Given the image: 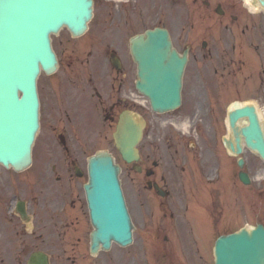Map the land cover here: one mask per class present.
Masks as SVG:
<instances>
[{
    "label": "water",
    "instance_id": "water-1",
    "mask_svg": "<svg viewBox=\"0 0 264 264\" xmlns=\"http://www.w3.org/2000/svg\"><path fill=\"white\" fill-rule=\"evenodd\" d=\"M90 16L91 0H0V145L11 153L26 149L15 160L6 157L2 161L5 165L11 163L15 168H23L29 163L30 145L35 135L33 130L38 127L35 121L37 103L31 101L33 84L35 86L40 67L47 73L55 68L48 34L44 36V46L35 48L34 44L41 39L44 28L56 33L65 25L73 34H81ZM45 47L47 54H40L45 52ZM131 51L138 67L136 87L149 97L152 107L165 110L177 105L186 56L185 53L180 56L172 48L167 31L155 28L133 37ZM44 56L48 61L41 59ZM8 69L13 80L7 82ZM17 72L21 74L17 75ZM17 87L24 93L21 101L16 100L14 92ZM239 112L247 114L249 121L240 130L235 125ZM230 125L236 136L237 152L240 151L241 133L246 145L264 159V133L254 107L232 112ZM140 134L141 123L128 112H123L113 136L126 161L137 157L135 145ZM117 174L118 167L108 153H98L89 159L90 178L85 190L94 226L92 253L97 251L99 244L108 248L111 240L124 245L131 241V224L119 192ZM240 176L247 181L245 174ZM215 264H264L263 226L257 225L250 230L242 228L220 237L215 246Z\"/></svg>",
    "mask_w": 264,
    "mask_h": 264
},
{
    "label": "rangeland",
    "instance_id": "rangeland-1",
    "mask_svg": "<svg viewBox=\"0 0 264 264\" xmlns=\"http://www.w3.org/2000/svg\"><path fill=\"white\" fill-rule=\"evenodd\" d=\"M103 1L106 0H95L94 17L92 18L89 24V29L85 34L80 37L72 38L67 30L64 29L59 35L52 36L53 48L58 55L60 65L56 73L51 76L41 74L38 80L40 99L44 106L41 108L40 131L33 146V159L35 162L34 166L25 174L27 176L35 175L38 165L39 168L43 170V167L41 168L43 160L51 159L54 154L61 150L57 143L58 139L55 141L51 140V133L54 132L51 131V84L52 87L54 86L55 91L58 92L60 87L63 88L59 81L62 79L63 75L67 76V73L69 72L66 71L73 69L75 74L80 75L79 80L76 82L78 83L77 87L80 86V81H82L83 90H86L84 87V81L89 79V77H92L94 84L97 85L101 91H103V85L109 86L111 84L115 87V93L118 92L119 95H121L120 97H124V94H127L129 89H132L135 79V65L128 56L127 46V40L132 33L160 24L169 28L173 40L179 49L184 48L188 43L191 45L192 52L186 68L184 81V99H197L199 95L198 92L201 91L200 87L194 84L193 70L196 67H204V70H207L211 69L213 66H218L217 58L221 61L220 63L222 65H226L229 60L227 48H230L232 37L230 29L224 30L222 25L225 22H221L218 18L208 15V11L202 6H200L198 11L197 4H194L190 0H183L180 6L182 10H180V8L176 9V6L169 7V5H167V8L165 9L166 12L162 11L163 0H137L134 3L136 4V7L134 8L130 7L129 1L120 2L118 5H114L115 3H112L110 0L111 5L108 6L105 5ZM165 13H167L166 17ZM198 13L199 18L195 17ZM163 14L164 17H162ZM215 26L220 28L222 36L220 35L219 37V35L212 32L211 35H209L207 30ZM199 29L205 32L202 34ZM237 30H240L239 26L237 27ZM223 36H229V41L227 40L228 37L225 40ZM201 39H207L211 43V47L220 49L219 56H209L206 57L205 60L199 59L197 61L198 50L202 48L200 45ZM237 41L238 43L236 44V47L238 48V51H240H236V53L242 51L249 57L245 64L247 70L242 72V74L246 73L249 75L247 83L244 82L241 77H236L235 79H222L219 74H216L215 77L213 76L214 83H210L209 89L212 91H210L209 94L215 95V93H217L216 88L220 85L224 86L223 83L232 84L233 82H238L239 85L245 87L240 88L237 91V94L229 96L224 95V99H240L254 102L257 107L263 111L264 64L262 65L260 61H256L255 53L246 45L247 42L249 43L251 41L256 44L258 40L251 38L246 39L245 36H242ZM240 43H243L244 45L240 46ZM111 51H115L123 60V71L121 74H128L130 78L129 83H127L122 89L118 88L119 82L117 74H115L108 61V56ZM260 58H262V56ZM114 95L112 99H114ZM85 98L87 103L89 102L90 104H88L87 109L92 108L88 110L87 113L89 116L84 120L88 128V131L86 132L87 135L84 138L79 137L76 134V130H78L76 126H74V128L71 126V142L77 144L80 148L78 149L79 160L85 161L86 158L97 149L110 150L116 157L117 162L121 165L122 171L120 173V179L127 197L129 198L130 196L131 198L129 164L122 161L120 155L113 146L111 132L114 130V120L103 119L104 117L101 116L99 110L94 107L93 98H88V96H85ZM80 100L84 101L83 99ZM144 108L145 107H141V109H138L137 111L139 112L141 110L142 112H146L148 109ZM60 119L64 124V118ZM55 124L59 126L60 121L55 122ZM67 127L69 129V123L67 124ZM79 133L82 132L79 131ZM49 153H51V156H48ZM247 161L248 172L253 177L256 176L258 171H264V163H262V161L250 151H248L247 154ZM2 172L3 177L5 178L16 177L10 171L7 173L2 170ZM17 178H19V176H17ZM83 180L84 179H81V181ZM257 185L258 180H254L250 186H241V191L245 192L246 199L244 200L242 198L239 200L234 208H237L238 205H243L245 201L247 202L246 210L244 209L245 213H241L243 214L241 217L238 216L237 224L239 225H244L245 223L248 225H254L258 222L264 223V191L258 192ZM230 210L232 213L236 211L233 208H230ZM242 216L244 217L242 218ZM82 220L85 224L84 231L86 230L85 232L88 233L91 230L88 217L82 216ZM135 224L138 228L134 233L135 244L133 247L128 246L123 249L122 247L113 244L109 251H101L98 255L91 256L87 250L88 240L86 239L85 241L82 239L80 246L73 247L68 245L64 247L61 242L58 244L54 240L51 241V248H49V250L54 260L64 261L61 264H129L133 260V252H135V256L138 257V246L141 245V240L147 239L146 236H142L140 230L141 225L136 218ZM205 234L208 235L205 236L203 240L200 239L198 247L199 259H197L196 256L191 258L193 259V262H195L193 264H212L213 262L212 243L213 237L216 234L215 232H213V235L212 232ZM184 264L190 263L185 260Z\"/></svg>",
    "mask_w": 264,
    "mask_h": 264
},
{
    "label": "flooded vegetation",
    "instance_id": "flooded-vegetation-1",
    "mask_svg": "<svg viewBox=\"0 0 264 264\" xmlns=\"http://www.w3.org/2000/svg\"><path fill=\"white\" fill-rule=\"evenodd\" d=\"M216 5L221 7L222 17L233 20L232 24L239 21V17L235 15L236 2L239 0H213ZM209 7L211 0L203 1ZM242 18V17H241ZM254 19V17H250ZM262 25L263 18L255 19ZM255 21L251 22L253 24ZM228 27V25H226ZM208 55L211 54L212 48H206ZM217 72V69H214ZM231 73V72H229ZM196 78L203 80L204 74L201 71L195 73ZM223 99H191L188 103H183L182 108L177 112L178 117L181 114L184 116H196L197 118H213L217 120L219 114L223 112L221 109V101ZM114 105L110 108L113 109ZM195 122L196 134L201 139V144H186L183 141L187 140L179 134H175L173 130L167 129L163 134L153 136L152 130L146 135L145 142L140 150L139 170H135L130 181L133 185V190L137 196L142 195L144 201H141L140 206L149 207L148 200L153 199L155 207L160 211L162 217L160 221H166L163 229H156L162 232L163 242L166 247L167 256L172 258L175 255V247L182 242L181 231L192 232L197 224V212L195 209L190 211L187 217L186 211L190 205L198 203L199 199H207L209 197V205L215 206V193L226 192L230 187V160L226 157L225 147L218 143H206L204 131L202 127ZM215 133L217 129H212ZM65 143V139H64ZM66 145V144H65ZM208 153V154H207ZM75 161L68 160L66 164H51V178L56 179L58 184H55L56 189L60 191L59 201L54 205L50 201H44L41 197L36 200L37 205L52 206V212H55L58 219H61L66 211L70 208L77 212L83 207L82 193L78 184L79 177L74 175L73 164ZM209 182L210 187L203 184ZM209 180V181H208ZM155 185L160 189H155ZM47 187L39 185L36 191L45 190ZM51 188H54L51 183ZM200 188L204 192H200ZM138 190V191H135ZM145 190V191H141ZM160 193V194H159ZM205 195V196H203ZM208 196V197H207ZM34 205V204H33ZM51 216V208H48ZM156 213V212H155ZM195 213L196 216L193 217ZM38 223H33L31 227L23 222L21 217L17 216V222L6 223L7 219L0 217V263L5 262L6 246L18 245L17 253L12 252L11 259L15 262H22L27 254L31 251L29 248L40 246L39 240L46 245H51V223L47 222L45 216L39 213H32ZM154 216V210L145 215V221H150ZM185 219V220H184ZM4 221V222H3ZM79 223L76 216H65V222L62 224L54 223L53 227L78 226ZM150 227L152 225H149ZM161 235L158 234L157 238ZM28 248V250H24ZM166 256V253H164ZM173 261V260H171ZM173 264V263H172Z\"/></svg>",
    "mask_w": 264,
    "mask_h": 264
},
{
    "label": "bare ground",
    "instance_id": "bare-ground-1",
    "mask_svg": "<svg viewBox=\"0 0 264 264\" xmlns=\"http://www.w3.org/2000/svg\"><path fill=\"white\" fill-rule=\"evenodd\" d=\"M258 112H259V117H260L261 123H262L263 128H264V110L263 111L262 110H258ZM262 176H263V173H260L259 177H262Z\"/></svg>",
    "mask_w": 264,
    "mask_h": 264
},
{
    "label": "clouds",
    "instance_id": "clouds-1",
    "mask_svg": "<svg viewBox=\"0 0 264 264\" xmlns=\"http://www.w3.org/2000/svg\"><path fill=\"white\" fill-rule=\"evenodd\" d=\"M249 11L251 14L255 15V14H257L258 11H260V9L259 8H255V9L250 8Z\"/></svg>",
    "mask_w": 264,
    "mask_h": 264
}]
</instances>
